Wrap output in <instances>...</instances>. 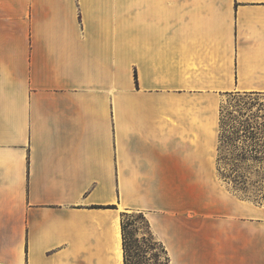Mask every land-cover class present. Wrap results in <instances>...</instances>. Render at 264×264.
Instances as JSON below:
<instances>
[{
    "label": "crops",
    "instance_id": "0c3cea01",
    "mask_svg": "<svg viewBox=\"0 0 264 264\" xmlns=\"http://www.w3.org/2000/svg\"><path fill=\"white\" fill-rule=\"evenodd\" d=\"M230 89L264 93V0H0V264H124L121 213L158 181L166 264H264L263 206L174 222L217 165L190 105Z\"/></svg>",
    "mask_w": 264,
    "mask_h": 264
},
{
    "label": "rangeland",
    "instance_id": "374dc122",
    "mask_svg": "<svg viewBox=\"0 0 264 264\" xmlns=\"http://www.w3.org/2000/svg\"><path fill=\"white\" fill-rule=\"evenodd\" d=\"M126 44L131 46L132 40H117V46L124 47ZM210 96L199 97L190 107L193 106L200 112L214 113L217 118L216 151L212 158L217 165L215 168L195 169L197 172L204 170V173L194 178L191 176L189 183L178 185L189 189L193 197L192 206H187L186 202L185 208L189 209L175 215L174 222L175 217L185 222L202 221L206 212L198 210L199 204L202 201L211 204L217 198L216 195H221L222 199L224 194H230L264 207V93L230 89L220 91L215 99L208 98ZM143 186L149 191L152 206L141 211L121 213V222L125 224L126 263L166 264L163 235L151 224L152 220L149 218L152 214L157 219L153 224L164 223V204L159 198L165 187L159 181L144 183ZM133 190L135 189L126 188L125 194ZM139 201L143 206L149 203L148 198L145 201L144 195L139 197ZM92 206L117 207L116 204ZM211 207L209 206L208 213L211 212Z\"/></svg>",
    "mask_w": 264,
    "mask_h": 264
},
{
    "label": "trees",
    "instance_id": "16d2710c",
    "mask_svg": "<svg viewBox=\"0 0 264 264\" xmlns=\"http://www.w3.org/2000/svg\"><path fill=\"white\" fill-rule=\"evenodd\" d=\"M134 77L136 80V73H134ZM121 234H122V246H123V250H124V264H127L126 263V254H125V224L123 222H121ZM167 259H168V257L166 256L165 263L167 262Z\"/></svg>",
    "mask_w": 264,
    "mask_h": 264
}]
</instances>
